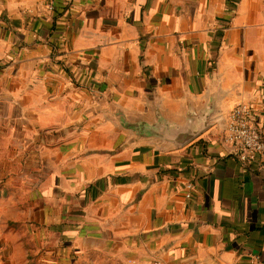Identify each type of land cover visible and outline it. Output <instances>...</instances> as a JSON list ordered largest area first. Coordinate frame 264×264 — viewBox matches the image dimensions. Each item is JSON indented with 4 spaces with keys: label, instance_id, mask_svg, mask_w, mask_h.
Returning <instances> with one entry per match:
<instances>
[{
    "label": "crops",
    "instance_id": "crops-1",
    "mask_svg": "<svg viewBox=\"0 0 264 264\" xmlns=\"http://www.w3.org/2000/svg\"><path fill=\"white\" fill-rule=\"evenodd\" d=\"M231 1L0 0V203L30 208L28 264H264V159L222 133L238 103L264 125V0ZM214 82L220 121L179 150L103 109L176 115Z\"/></svg>",
    "mask_w": 264,
    "mask_h": 264
},
{
    "label": "water",
    "instance_id": "water-1",
    "mask_svg": "<svg viewBox=\"0 0 264 264\" xmlns=\"http://www.w3.org/2000/svg\"><path fill=\"white\" fill-rule=\"evenodd\" d=\"M222 96L219 85L214 82L198 105L193 97L186 94L176 115L167 113L155 96L148 101L146 115L125 111L109 101L104 102L103 109L107 119L128 135L130 146L142 144L160 150H179L220 121Z\"/></svg>",
    "mask_w": 264,
    "mask_h": 264
},
{
    "label": "built area",
    "instance_id": "built-area-1",
    "mask_svg": "<svg viewBox=\"0 0 264 264\" xmlns=\"http://www.w3.org/2000/svg\"><path fill=\"white\" fill-rule=\"evenodd\" d=\"M233 6H230L232 13ZM223 140L232 146L231 154L242 164L264 159V125L259 122L253 105L238 103L222 123ZM192 184L187 185V197L192 195ZM129 264H159L158 262L129 261Z\"/></svg>",
    "mask_w": 264,
    "mask_h": 264
},
{
    "label": "rangeland",
    "instance_id": "rangeland-1",
    "mask_svg": "<svg viewBox=\"0 0 264 264\" xmlns=\"http://www.w3.org/2000/svg\"><path fill=\"white\" fill-rule=\"evenodd\" d=\"M30 210L29 206L13 200L0 203V264H28V220L26 215ZM41 209H38L37 216H40ZM19 223L20 241L19 252L12 256L11 233L7 230L13 223ZM12 257V261H11ZM16 258V260H14ZM14 260V261H13ZM18 260V261H17Z\"/></svg>",
    "mask_w": 264,
    "mask_h": 264
},
{
    "label": "trees",
    "instance_id": "trees-1",
    "mask_svg": "<svg viewBox=\"0 0 264 264\" xmlns=\"http://www.w3.org/2000/svg\"><path fill=\"white\" fill-rule=\"evenodd\" d=\"M228 1L230 2L231 0H228ZM229 4L232 5L234 3H232V1H231ZM227 12H230V11L228 10ZM6 156H7V152L1 153V155H0V164L3 162V160L6 158ZM2 182L3 181L0 180V194H1V192L6 193V194L9 193V192H14L13 188L4 187Z\"/></svg>",
    "mask_w": 264,
    "mask_h": 264
}]
</instances>
